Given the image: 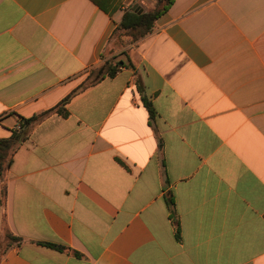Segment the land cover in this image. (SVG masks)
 I'll use <instances>...</instances> for the list:
<instances>
[{
  "label": "crops",
  "instance_id": "1",
  "mask_svg": "<svg viewBox=\"0 0 264 264\" xmlns=\"http://www.w3.org/2000/svg\"><path fill=\"white\" fill-rule=\"evenodd\" d=\"M94 1L0 0V139L76 91L8 156L0 264H264V0H174L137 41L156 0Z\"/></svg>",
  "mask_w": 264,
  "mask_h": 264
},
{
  "label": "trees",
  "instance_id": "2",
  "mask_svg": "<svg viewBox=\"0 0 264 264\" xmlns=\"http://www.w3.org/2000/svg\"><path fill=\"white\" fill-rule=\"evenodd\" d=\"M92 1L96 3L94 0ZM173 2L174 0H156L154 8L150 11L143 12L141 14H138L136 11L130 10L125 12L120 23L118 24L117 31H120L125 35H129L132 41H137L144 38L153 31L155 21L160 17L161 14H163V12L167 10L169 6H171ZM121 66H124L123 61L115 62V64H108L105 67L103 75H101L97 80L93 79L94 76H90L89 79L84 84H82L77 91L96 84L105 76L108 78H112L116 74L117 69ZM138 92L141 95V102L148 112L149 124L153 125L155 119V111L151 103L147 101V99L144 97L142 88H138ZM74 93H76V91L64 98L58 105H56L49 111L42 112L38 115L31 117L28 120H24L21 126V131L13 132L12 135L7 139H0V176L3 175V172L6 169V165L7 163H9V154L13 152L16 147H18L25 140V129L23 128L36 123L37 121L41 120L42 118L46 117L51 113H56L62 117H67L68 112L66 110V106L69 104ZM158 150L161 154V141L158 142ZM168 209L170 212L171 219L176 222L174 204L171 198L168 199ZM176 232L178 233L177 228ZM7 238L14 242L20 240L19 238L13 237L10 234H7ZM46 246L59 252L66 251V248L63 246H57L52 244H47ZM74 255L78 256V254L75 252Z\"/></svg>",
  "mask_w": 264,
  "mask_h": 264
},
{
  "label": "water",
  "instance_id": "3",
  "mask_svg": "<svg viewBox=\"0 0 264 264\" xmlns=\"http://www.w3.org/2000/svg\"><path fill=\"white\" fill-rule=\"evenodd\" d=\"M132 11H136V10H135V7L132 8ZM141 12H142V10H140V9L137 10V13H138V14H141ZM103 71H104V68H102V69L98 72V75H97L96 78H95L96 80H97V79L103 74Z\"/></svg>",
  "mask_w": 264,
  "mask_h": 264
},
{
  "label": "built area",
  "instance_id": "4",
  "mask_svg": "<svg viewBox=\"0 0 264 264\" xmlns=\"http://www.w3.org/2000/svg\"><path fill=\"white\" fill-rule=\"evenodd\" d=\"M21 129V125L20 124H17L14 128L15 131H20Z\"/></svg>",
  "mask_w": 264,
  "mask_h": 264
},
{
  "label": "rangeland",
  "instance_id": "5",
  "mask_svg": "<svg viewBox=\"0 0 264 264\" xmlns=\"http://www.w3.org/2000/svg\"><path fill=\"white\" fill-rule=\"evenodd\" d=\"M154 6H155V4H154ZM95 75V73H93V75H91V77H93Z\"/></svg>",
  "mask_w": 264,
  "mask_h": 264
}]
</instances>
